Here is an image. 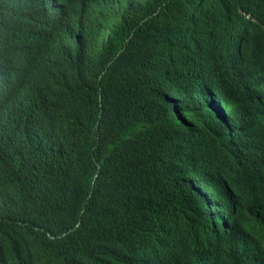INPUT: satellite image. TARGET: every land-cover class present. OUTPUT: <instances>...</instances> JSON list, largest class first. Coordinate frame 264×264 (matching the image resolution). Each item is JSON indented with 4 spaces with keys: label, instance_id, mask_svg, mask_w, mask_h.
Wrapping results in <instances>:
<instances>
[{
    "label": "trees",
    "instance_id": "trees-1",
    "mask_svg": "<svg viewBox=\"0 0 264 264\" xmlns=\"http://www.w3.org/2000/svg\"><path fill=\"white\" fill-rule=\"evenodd\" d=\"M45 1L0 0V97L9 91L0 98V264H19L30 243L42 244L41 229L68 228L87 243L106 233L145 263L150 255L133 243L168 228L162 241L191 242L184 249L196 264H232L212 223L190 211L197 195L216 204L219 221L227 199L249 203L264 179V30L240 13L264 26V0H213L207 12L197 10L201 0H130L102 30L91 12L97 0H58L50 12ZM156 5L160 16L139 29ZM188 27L204 38L186 39ZM217 79L229 89V114L222 91L211 99ZM167 107L201 140L179 141Z\"/></svg>",
    "mask_w": 264,
    "mask_h": 264
},
{
    "label": "clouds",
    "instance_id": "clouds-1",
    "mask_svg": "<svg viewBox=\"0 0 264 264\" xmlns=\"http://www.w3.org/2000/svg\"><path fill=\"white\" fill-rule=\"evenodd\" d=\"M171 1L173 0H169L168 3ZM210 1L213 0H201L197 4V10L199 12H204L206 10L207 12L212 7V5L209 3ZM57 2L58 0H46L43 4L45 11L49 12V5H51L50 10L55 9ZM168 3H166L165 6L168 9L167 15L170 16L173 9L169 7L171 4L167 5ZM129 5L130 0H97V6H94L91 9V12L93 13L92 17L94 20H96V27L100 30L104 29V25L109 20L110 22L116 23L120 17L125 15ZM156 8L157 5L141 16L138 24L139 29H147L153 18H155L156 15L160 16V13L156 11ZM240 13L247 19L258 24L259 27L264 30V26L259 24V22L254 17L253 21L251 14H246L243 10H241ZM164 20L165 18L161 20V24L164 23ZM185 36L186 39L194 42L196 40L201 41L205 34H203V30L200 27H188L186 28ZM70 44L73 43L63 42L61 46L63 50H67ZM195 55L197 56V53H195ZM108 68L109 66L107 65V67L102 72L101 77L106 73ZM2 79L4 80V78ZM96 87L98 97L102 96V88L99 87L98 84ZM223 87L226 86L221 84L220 79H217L216 85L214 84L212 86L211 99L216 103L217 94L221 91L223 92ZM226 88V94L228 95V98L230 94H228V87ZM262 88H264V83H262ZM225 102L226 101L223 97L220 103V109L224 113ZM166 103L164 105H166ZM234 109L236 108H232L230 117L236 116V113L232 114ZM260 113H262V111ZM174 118L177 119L176 128L180 131L179 141L181 140L187 145L191 146L197 138L201 140V137L198 135L187 133L182 130V127L186 125V119L183 118L180 112H173V107H167L163 119L170 120ZM232 129H230V132ZM97 166L98 164H96V169ZM96 181L97 177L92 180V190L87 197V201H89L93 194V187L94 185L96 186ZM253 186L254 188L251 189L252 191L248 195L250 197L249 203H245L242 199L239 202L233 198L227 199L228 212L226 214L223 213V215H220L218 221L219 228H217L214 223L211 224L215 228L213 235L217 242L215 244L218 245V250L221 251L227 258L228 262L232 264H251V258L256 260L254 264H260V257H264V253L261 251V249L264 250V179H257V181L253 183ZM237 188L238 186L232 188L233 194H235L234 190L238 191ZM198 203L201 204L200 208L197 205ZM229 204L231 205V208L229 207ZM214 207L215 206L208 202L202 203L200 197L195 195L192 206L193 210L190 212L196 215L197 211H201L205 226L210 228L209 223L213 222L214 220ZM208 208L209 217L208 221L205 222L203 210ZM234 209L237 212V219H235V221H233ZM258 213L263 214V218L255 219L250 217V215ZM225 217L226 219L224 221ZM242 217L243 220L241 222ZM192 222H195V220ZM232 223L236 224V229H232ZM226 227L228 228V234L224 236L222 233L225 232ZM253 230H258L259 232L254 233ZM40 231L42 244L37 246L36 244L30 243L25 257H23L24 252L21 253V259H19L18 262L19 264H141L142 262L141 259L138 260L136 257H134V252L131 249L116 246L115 242H113V240L110 239V236L106 233L101 234V236L91 240L90 243H87L86 241L78 238L70 228L61 231H55L52 235L47 233L49 230L41 229ZM168 231L169 230L167 228V230L163 232L161 230H155L152 233H146L140 238L139 241L133 243L139 253H148L150 255V258L148 261H146V263L144 262V264H149L151 257H153V264H158L159 257H163L162 264H196L198 259L195 254L185 252L184 249L185 246L189 247V244L191 248V243H187L186 241L183 242L178 238L171 240L170 236H168L167 241H165L167 243H164V246L161 248L156 246L159 244L158 242L162 240V235ZM210 237L211 234L207 237L208 241ZM233 238L234 241L230 240ZM179 241L183 243L181 246H177ZM159 254H162L163 256H159Z\"/></svg>",
    "mask_w": 264,
    "mask_h": 264
},
{
    "label": "bare ground",
    "instance_id": "bare-ground-1",
    "mask_svg": "<svg viewBox=\"0 0 264 264\" xmlns=\"http://www.w3.org/2000/svg\"><path fill=\"white\" fill-rule=\"evenodd\" d=\"M11 4H13L12 3V0H11ZM50 6L51 5H49V12H50ZM59 9H60V1H58L57 2V10L59 11ZM252 19H253V17H252ZM253 21H254V19H253ZM49 22H51V15H49ZM254 23V22H253ZM50 25H48V32H49V30H50ZM41 35H39V39L41 40ZM30 39H32V37H30ZM68 42H70L69 40H68ZM111 43H113L112 41H111ZM31 49V48H30ZM22 58V57H21ZM24 73H27V69L23 72V70H21V74H20V78L18 77V78H16L14 75H12V82H11V84H12V87H10V91H18V89H19V87H20V83L22 82H25L26 81V77L27 76H24V79L22 80V78H21V75L22 74H24ZM32 74V73H31ZM29 75V74H28ZM222 90H223V97H224V100L226 101L227 100V88L226 87H223L222 88ZM5 96H9V91H8V95H7V91H6V93L4 94V97H0V98H2L1 100L2 101H4V98H5ZM218 97H220V96H218ZM237 99V98H236ZM238 100V99H237ZM44 104V102H37L36 103V105H39V108H40V106H42ZM4 105H8V104H4ZM236 105H238V104H236ZM236 105H235V107H236ZM239 107V106H238ZM237 107V108H238ZM241 107H242V105H241ZM225 112H227L228 113V107H227V104H225ZM241 112V111H240ZM39 113H41L40 112V110H39ZM236 113V116L235 117H231V120L233 121V122H236L239 118V114L240 113H237L236 112V109H234L233 110V113L232 114H235ZM229 114V113H228ZM235 119V120H234ZM236 124H237V122H236ZM233 138H235V137H233ZM198 205V207L200 208L201 207V204L200 203H198L197 204ZM214 210H215V212H216V204H215V207H214ZM225 211V210H224ZM214 212V213H215ZM203 214L205 215L204 216V221L205 222H207L208 221V217H209V208L208 209H204L203 210ZM226 214V213H225ZM241 216H242V213H241ZM225 219H226V217L224 218V221H225ZM235 219H237V212H236V210L234 209V211H233V221H235ZM242 220H243V217H242V219H241V222H242ZM211 223H214V225L217 227V228H219V224H218V218H214V220H213V222H211ZM197 228H198V226H197ZM237 228V226H236V224H233L232 223V229H236ZM224 236H226L227 234H228V228L226 227V230H225V232H223L222 233ZM227 241H230V240H227ZM159 244L158 245H156V246H158L159 248H161L162 246H164V242L161 240V241H159L158 242ZM187 243H191V242H187ZM183 243L182 242H180L179 241V243H178V245L177 246H181ZM252 249H254V248H252ZM253 251H256V250H253ZM261 251L264 253V250L263 249H261ZM152 252L154 253V251L152 250ZM162 252V251H161ZM170 252V251H169ZM168 252V253H169ZM209 253V251L206 253V256L208 257V255H210V254H208ZM253 253H255V252H253ZM159 256H163L162 254H159ZM163 258V257H162ZM162 258H160L159 257V261H158V264H162ZM252 259V262H251V264H254L255 263V259L254 258H251ZM211 260L210 259H208V258H206V264H208L209 262H210ZM218 260H216V258H215V262H217ZM259 261H260V264H263L264 263V257L263 256H261L260 257V259H259ZM141 264H144V261H142L141 262ZM149 264H153V257H151V259L149 260Z\"/></svg>",
    "mask_w": 264,
    "mask_h": 264
},
{
    "label": "water",
    "instance_id": "water-1",
    "mask_svg": "<svg viewBox=\"0 0 264 264\" xmlns=\"http://www.w3.org/2000/svg\"><path fill=\"white\" fill-rule=\"evenodd\" d=\"M255 17V16H254ZM253 32H250V35L252 34ZM244 37H246V36H244Z\"/></svg>",
    "mask_w": 264,
    "mask_h": 264
}]
</instances>
